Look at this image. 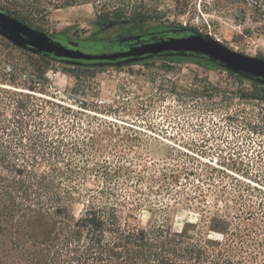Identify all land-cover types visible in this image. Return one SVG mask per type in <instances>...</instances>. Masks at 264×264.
<instances>
[{
	"label": "rangeland",
	"instance_id": "obj_1",
	"mask_svg": "<svg viewBox=\"0 0 264 264\" xmlns=\"http://www.w3.org/2000/svg\"><path fill=\"white\" fill-rule=\"evenodd\" d=\"M136 4L150 11L152 20L187 26L231 49L264 58V0H137ZM96 14L90 3L50 8L30 25L47 33L73 25L85 36ZM3 63L13 67L17 86L6 83V87L58 104L47 106L52 116L42 113L50 123L49 135L71 142L72 150H105L108 161H120L117 154H123L120 162L143 176L138 183L130 181L141 188L135 194L142 200L137 215L141 225L160 218L161 204L179 200L185 206L187 201L192 208L171 214L173 227L198 222L201 209L196 206H201L205 214L215 211L227 221L226 233L208 236L222 247L227 241L237 249L236 228L255 221L259 229L244 236V252L233 258L264 264V102L242 98L243 92H259L260 87L223 68L185 61L150 60L76 77L60 62L41 64L0 36V76L12 79L3 75ZM36 72H42L46 81ZM29 76L36 81V90L45 94L26 88ZM212 167L216 169L209 173ZM175 168L191 173L181 172L175 183L165 184L169 191L159 194L155 190L163 183L150 177ZM207 175H212L210 180ZM199 194L205 195L200 203ZM182 195L189 199L182 200ZM233 198L239 201L236 207ZM249 204L251 215L236 209H247ZM80 208V203L74 205L75 212Z\"/></svg>",
	"mask_w": 264,
	"mask_h": 264
},
{
	"label": "trees",
	"instance_id": "obj_2",
	"mask_svg": "<svg viewBox=\"0 0 264 264\" xmlns=\"http://www.w3.org/2000/svg\"><path fill=\"white\" fill-rule=\"evenodd\" d=\"M136 2L1 0L0 6L32 24L50 8L90 3L97 14L90 21L91 30L87 35H79L73 25L49 33L68 47L104 56L77 59L76 64L60 62L76 77L91 76L97 69L143 64L150 60L185 61L210 69L223 68L217 61L202 55H179L173 51L130 53L148 42L199 33L181 24L152 20V13L139 8ZM26 54L36 57L41 64L59 62L49 56L28 51ZM116 63L120 66L114 65ZM11 69L12 66L6 68L3 63V75L10 74L13 78L0 76V264H246L233 257H241L244 252V236L259 229L255 221L236 228L235 235L240 241L237 249L227 241L222 247L219 241L208 236L226 233L227 221L215 211L205 214L207 210L201 206H196L201 209L198 222L185 221L181 227H173L171 214L192 208L193 204L187 201L185 206L179 200L161 204L158 207L160 218L141 225L137 215L142 200L135 195L141 188L130 181L138 183L143 176L134 174L133 169L120 162L125 159L123 154H117L120 161H108L105 150H72L71 142L49 135L50 123L41 118L42 113L52 116L47 106L58 104L6 87V83L16 86ZM35 75L46 81L42 72ZM29 77L25 80L31 84L26 88L38 91L36 81ZM246 79L260 87V91L243 92L242 98L264 102V85ZM43 91L38 92L45 94ZM100 140L98 137L97 141ZM93 157L102 158L91 164ZM215 169L212 167L209 173ZM184 171L182 168L161 170L157 178L150 177L154 182L163 183L155 191L168 192L167 182L175 183L181 172L191 173ZM211 176L207 175V179ZM194 187L199 190L198 186ZM199 195L200 203L205 195ZM188 199L182 195V200ZM76 203L81 204L77 212ZM231 203L234 207L239 205L236 198ZM236 209L245 215L253 213L250 204L247 209ZM248 264L262 263L251 261Z\"/></svg>",
	"mask_w": 264,
	"mask_h": 264
},
{
	"label": "water",
	"instance_id": "obj_3",
	"mask_svg": "<svg viewBox=\"0 0 264 264\" xmlns=\"http://www.w3.org/2000/svg\"><path fill=\"white\" fill-rule=\"evenodd\" d=\"M0 36L17 48L53 57L59 62L76 64L77 59L103 58L79 49L68 47L54 39L53 35L38 29L7 12L0 6ZM173 51L179 55H202L217 61L223 69L264 85V58L244 54L225 46L215 38L201 33L171 36L148 42L132 50L133 54H156ZM120 66L119 63L114 64Z\"/></svg>",
	"mask_w": 264,
	"mask_h": 264
}]
</instances>
